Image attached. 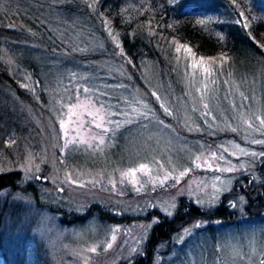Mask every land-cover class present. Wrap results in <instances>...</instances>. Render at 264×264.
I'll list each match as a JSON object with an SVG mask.
<instances>
[{"label": "rangeland", "instance_id": "obj_1", "mask_svg": "<svg viewBox=\"0 0 264 264\" xmlns=\"http://www.w3.org/2000/svg\"><path fill=\"white\" fill-rule=\"evenodd\" d=\"M196 18L209 19L205 10H198ZM183 57L188 65L181 67L179 92L151 85V108L138 87L110 85L99 77L93 81L90 70L80 68L45 71L55 89L51 97L47 92V112L32 99L29 81L17 84L29 99L16 90L0 95V142L12 155L0 172L21 173L19 190L1 193L0 209L14 206L6 213L13 210L14 215L0 228L1 249L11 242L23 247L31 261L41 250L50 264H131L143 253L155 223L137 217L154 209L171 217L179 198L213 212L234 183L262 185L255 168L264 147V65H244L233 72L234 79H221L218 70L229 71L221 62L203 59L201 64L189 52ZM109 67L110 76L119 71ZM100 116L102 126L96 127ZM220 134L233 138L213 144L212 137ZM141 164L148 166L146 173L124 175ZM247 201L244 195L227 197L222 207L231 217L214 221L213 231L207 221L190 223L169 243L158 245L151 264H261L264 210L254 204L248 210ZM92 205L125 218L113 224L92 218L64 225L55 213L84 214ZM249 214L259 218L250 223Z\"/></svg>", "mask_w": 264, "mask_h": 264}, {"label": "trees", "instance_id": "obj_2", "mask_svg": "<svg viewBox=\"0 0 264 264\" xmlns=\"http://www.w3.org/2000/svg\"><path fill=\"white\" fill-rule=\"evenodd\" d=\"M198 10H205L209 19L198 20ZM177 45L190 48L197 58L227 66L228 72L223 68L218 70L221 79L226 75L234 79L233 72L244 65H264L261 48L264 47V0H150L147 4L138 0H0V95L16 90L18 96L29 99L17 87L22 80L29 81L32 99L47 112V92L51 97L55 89L46 72L80 68L90 70L93 81L99 77L109 80L110 85L112 81L127 88L138 87L151 108L155 105L151 85L163 92L168 89L179 92L181 67L186 68L188 64L183 57L187 51L181 48L177 52ZM56 57L65 59L52 63ZM109 64L119 70L112 72L114 76L107 72ZM57 81L61 86V75ZM0 99L3 98L0 96ZM162 117L166 124H173L165 115ZM177 131L185 135L181 128ZM231 138L233 135L220 134L212 137V141L217 144L219 140ZM262 150L255 170L264 179V147ZM11 156L10 149L0 142V171L7 160L12 161ZM20 182V171L0 172V198L3 191L15 194ZM235 195L245 196L248 210L253 204L257 211L264 210V182L259 186L250 180L244 184L234 183L233 190L222 197V202ZM222 202L209 212L179 198L171 217L156 209L137 217L143 222L154 220L155 223L148 233L143 253L131 264H151L158 245L169 243L181 229L197 220L209 222L208 228L213 231L214 221H226L232 216L222 207ZM10 209L14 206L0 209V228L14 215L13 210L6 215ZM55 213L61 215L60 222L64 225H80L92 218L113 224L125 218L99 205H92L84 214L64 210ZM249 215L250 223L259 218L257 214ZM228 223L233 222L227 220ZM5 246L0 247V264H23L22 261L50 264L41 250L34 251L31 261L26 258L29 253L23 247L12 246L11 242Z\"/></svg>", "mask_w": 264, "mask_h": 264}, {"label": "snow or ice", "instance_id": "obj_3", "mask_svg": "<svg viewBox=\"0 0 264 264\" xmlns=\"http://www.w3.org/2000/svg\"><path fill=\"white\" fill-rule=\"evenodd\" d=\"M245 27H247V25H245ZM113 39H115V37H113ZM118 46H119V45H118ZM181 48H185V50H186L187 52L191 53V49H190V48H187V47L184 46V45H177L176 51L179 52V51L181 50ZM222 59H223V57H222ZM203 62H204V61H203V58H200V63L203 64ZM203 70H204L205 72H210V69H208L207 67H205ZM22 86H23V85H22ZM85 91H88V90L85 89ZM153 95H155V93H154ZM77 107H79V105H77ZM162 107H163V105H162ZM205 107H207V105H205ZM164 110H165L166 113H168V109H167V108H165ZM71 111H72V109L70 108V109H69V112H71ZM97 112H99V109H97ZM169 114H170V113H169ZM89 115H94V113H91V112H90ZM99 120H100V123H97V124H96V127H101V126H102L103 117L100 116V117H99ZM261 123L264 124V120H261ZM64 127H65L64 122L61 121V128H64ZM80 142H81V143H84L85 141H84V140H81ZM100 143H101V144L103 143V140H102V139H101ZM197 159H199V158H197ZM197 167H199V165H197ZM136 171H141V172H145V173H146V172L148 171V166H147V165H144V164H141V165L139 166L138 169H131V170H129L128 173H125L124 175H132V176H135ZM184 174H185V173L182 172L180 175L183 176ZM167 178H168V174H165V179H167ZM160 183H161V185H162V184L164 183V181L161 180ZM81 186H82V185H81ZM138 191H139V189H138ZM233 206H234V205H233ZM113 239H115V236H113ZM108 247H111V245L109 244ZM90 251L95 252L96 249H95V248H92V249H90ZM261 264H264V261H261Z\"/></svg>", "mask_w": 264, "mask_h": 264}]
</instances>
